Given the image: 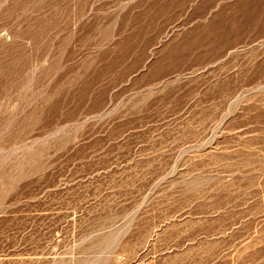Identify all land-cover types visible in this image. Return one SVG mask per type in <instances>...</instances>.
I'll use <instances>...</instances> for the list:
<instances>
[{"label": "rangeland", "instance_id": "1", "mask_svg": "<svg viewBox=\"0 0 264 264\" xmlns=\"http://www.w3.org/2000/svg\"><path fill=\"white\" fill-rule=\"evenodd\" d=\"M0 264H264V0H0Z\"/></svg>", "mask_w": 264, "mask_h": 264}]
</instances>
